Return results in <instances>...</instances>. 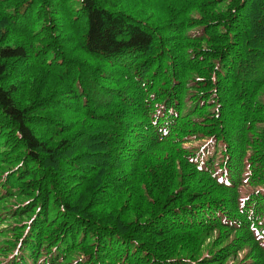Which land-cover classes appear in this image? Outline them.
I'll use <instances>...</instances> for the list:
<instances>
[{"label":"trees","instance_id":"obj_1","mask_svg":"<svg viewBox=\"0 0 264 264\" xmlns=\"http://www.w3.org/2000/svg\"><path fill=\"white\" fill-rule=\"evenodd\" d=\"M0 264H264V0H0Z\"/></svg>","mask_w":264,"mask_h":264}]
</instances>
